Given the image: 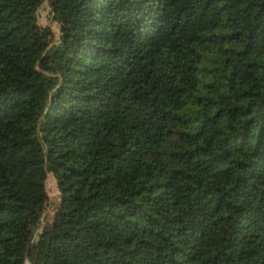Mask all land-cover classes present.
<instances>
[{
	"label": "trees",
	"instance_id": "1",
	"mask_svg": "<svg viewBox=\"0 0 264 264\" xmlns=\"http://www.w3.org/2000/svg\"><path fill=\"white\" fill-rule=\"evenodd\" d=\"M42 3L0 0V264H264V0Z\"/></svg>",
	"mask_w": 264,
	"mask_h": 264
},
{
	"label": "rangeland",
	"instance_id": "2",
	"mask_svg": "<svg viewBox=\"0 0 264 264\" xmlns=\"http://www.w3.org/2000/svg\"><path fill=\"white\" fill-rule=\"evenodd\" d=\"M38 23L40 26H50V28L53 31V36L55 37L54 39L56 40V38L58 37V25L56 22L52 21L49 17V9L47 7V0H43V3L41 4L40 8H39V13H38ZM47 191H48V200L44 205V209H43V215L42 218L38 224L37 229L34 231V235L36 233L37 230H39L41 228V226L47 221H51L52 217H53V212H50L49 207H48V203L50 200V196L51 193L55 194L57 193L56 190V186L55 183L53 181V179L51 178V176L49 177V179L47 180ZM47 219V220H46ZM25 264H30V262L28 260H26Z\"/></svg>",
	"mask_w": 264,
	"mask_h": 264
},
{
	"label": "water",
	"instance_id": "3",
	"mask_svg": "<svg viewBox=\"0 0 264 264\" xmlns=\"http://www.w3.org/2000/svg\"><path fill=\"white\" fill-rule=\"evenodd\" d=\"M40 220H41V219H40ZM35 237H36V236L33 234V236H32V239L34 240V239H35Z\"/></svg>",
	"mask_w": 264,
	"mask_h": 264
}]
</instances>
